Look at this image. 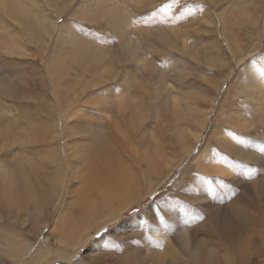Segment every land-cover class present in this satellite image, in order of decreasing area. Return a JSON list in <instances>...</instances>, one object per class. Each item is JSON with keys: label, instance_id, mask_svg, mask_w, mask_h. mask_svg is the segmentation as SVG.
Wrapping results in <instances>:
<instances>
[{"label": "rangeland", "instance_id": "1", "mask_svg": "<svg viewBox=\"0 0 264 264\" xmlns=\"http://www.w3.org/2000/svg\"><path fill=\"white\" fill-rule=\"evenodd\" d=\"M13 1L19 9L31 12L33 16L38 14L47 22L54 21L57 25L69 27L66 39H63V42L68 45L63 44L62 41L55 45L51 37L42 35L40 30L43 29L38 23L28 22L23 25L25 19H19L14 11L8 14L0 12V36L3 34L4 38L2 27H7L5 35L16 39L23 38L21 44L24 50H27L25 55L19 54V51L13 55L0 52V109L4 110V116L10 114L11 119L15 116L14 139L22 140L26 135L33 134L35 132L34 122H39L41 127L44 125L48 129L42 122L47 121L48 112H51V116L55 115L54 118H60L57 115V106L54 111L47 107L54 100L52 81L60 80L61 85L75 77L74 74L91 75L93 73L91 70L97 60H100L103 65L107 62L104 61L105 58H112L109 61L120 66L121 72L124 68H128L131 75L136 72V62L130 55L136 50L147 59L149 64H153L152 60L167 73L170 69L173 70L169 65L171 60L175 61L176 68L186 69L183 75L178 71L171 73L169 82H172L176 91L177 89L181 91L179 87L185 86L187 92H192L191 95L182 97L183 103L191 102L199 105L201 109H206L204 129L201 121L191 120L186 116L184 124H181L185 128H190L189 133L178 134L180 131L176 130L175 125L179 115L173 106L161 105L154 100L152 93H145L146 99H151L152 104L150 103L140 117L132 118L127 115L125 120L121 119L119 125L122 137L117 130L111 127L109 119L102 122V118H106V115L101 112V109L106 110L111 107V103L104 94L108 92L110 78L108 77L107 85L103 89L101 86L92 88L91 95L97 96L100 100L95 103L93 110L96 113L91 119V127H97L103 123L107 136L109 135L110 138L113 135V140H117L112 150H109V147L98 162L104 165L102 166L104 174L108 171L114 173L117 168L131 165L134 168H143L149 173L154 166L147 164V161L156 152V149L150 146L151 132L155 134L154 138L161 140V152H166V160L169 161L170 166L153 169V174L163 176L156 193L145 196L141 203L131 207L121 219L92 236L89 239V245L79 251V257L91 255L89 250L93 243L100 238L110 237L106 250L101 252L98 258L97 255L88 257L89 262L151 264L150 257L149 259L145 257V253L148 247L157 244H154V241L146 243L144 238L143 241L138 238L134 223L129 224L131 219L137 217L135 222L141 224L143 237L147 236L152 241L159 234L158 231H163L169 236L171 242L165 241L164 243L170 256L176 257L175 261L179 264L183 260L190 264H230V262L239 260L240 254L238 253L245 252L248 254L244 264H264V245L250 244L257 242L254 238L258 236V233L256 231L248 233L245 229L240 240L234 243V239L229 235L234 229L228 226L232 220L234 204L243 207L240 211L242 221L236 227L237 229L245 225L251 214L257 215L262 212L264 216V189L258 182L264 176V151H261V148H264V116L257 117L250 108L254 105L250 100L252 97L256 96L257 101H260L257 92L261 89L250 86V79L247 76L250 66L264 81V0ZM68 5L71 6L70 9ZM60 10L62 13H58ZM12 18L18 19L17 22ZM31 27L38 29V36L27 34L29 32L26 30ZM48 30L52 35L55 32V24L45 31ZM183 39L192 43L186 51L183 49L185 48L182 43ZM78 40L80 42H76ZM56 49L58 51L62 49V54L77 50L71 62L76 63L73 68L67 65L66 61H71L69 59L60 64L62 71L52 69L51 64L46 66L42 60L45 54L61 58ZM80 52L87 56L85 61H88V58L94 59L84 72L79 67L82 59ZM203 53L207 55L206 60L202 56ZM222 60L225 64L220 67L222 69H218L217 66ZM144 64L146 67L149 65L145 61ZM147 71L152 72L150 69ZM149 74L146 73L145 77ZM90 75L85 77L90 78ZM107 76L111 77V75ZM222 79L225 83L216 101L218 84ZM154 80H156V75L152 81ZM245 82L248 83L247 86H243ZM11 84H13L12 87ZM111 84L113 88L115 86L117 88L113 91L114 93H123L122 83L113 82ZM132 84L137 85L134 90L139 86L137 77H133ZM198 89L205 91L204 97L207 101L199 98ZM86 99L84 98V101ZM158 109L159 113H157ZM245 117H254V119L244 123ZM73 120L79 125L85 124V121L78 117ZM131 120H133L132 126L127 127ZM61 126L60 122L59 127L50 129L48 132L46 130V137L44 139L42 137L43 140L38 144L32 143L33 146L25 147V153H33L27 150V148L31 150L33 148V151L41 154V151L46 150L47 147H52L58 149L65 158L64 142L66 140H64ZM130 140L132 142H129ZM227 141L230 143H226ZM130 143H132L131 146ZM237 146L243 148L251 146L257 149L262 154L263 160L252 158L244 160ZM131 148L132 151L129 152ZM184 148L190 149L186 151ZM142 150L143 152H140ZM201 156L203 160L200 159ZM143 158H146V163L143 162ZM216 161L232 168V172L225 174L215 172L214 162ZM178 182L180 186H176ZM204 190L209 194V199L206 202L196 201L195 193L204 194ZM60 205L61 202L58 203L57 208ZM242 211L245 213L243 214ZM47 213L48 227L37 232L28 230V226L21 228L20 224L13 220L8 221L6 217L2 219L5 212L0 209V220L2 219L0 221V263L72 264V262L62 261L63 258L44 262L47 260L42 257L44 250L53 251L52 257L54 251L58 249L56 243L47 239V236H51L49 230L54 223L57 209L54 207ZM26 224L32 225L33 220H29ZM226 227L229 228H227L229 232L225 231ZM186 228H188L187 234H182L181 232ZM219 230H223L226 234L225 238L219 236ZM262 230L264 232V228ZM21 235L25 236L18 242H23L22 245L26 247L24 252L20 248L12 251L5 247L7 238L11 244H16L17 242L14 243L12 240ZM233 243L235 248L232 247ZM134 245L137 246L138 253L127 258L128 250ZM169 245L177 249L175 254ZM99 259L101 261L98 262ZM75 264L82 263L77 261Z\"/></svg>", "mask_w": 264, "mask_h": 264}, {"label": "bare ground", "instance_id": "2", "mask_svg": "<svg viewBox=\"0 0 264 264\" xmlns=\"http://www.w3.org/2000/svg\"><path fill=\"white\" fill-rule=\"evenodd\" d=\"M70 7L71 6H69V9ZM66 10H68V8ZM13 11L16 13L19 19H25L23 21V25L28 22L38 23L41 25L43 30H40V32L42 35H48L51 37V39H53L52 41H55V45L60 43V41H62L63 44H67L66 42H63V39H66V32L69 30L68 26L57 25V23L54 21L47 22V20L41 18L38 14L33 16L31 12H26L19 9L13 0H0V12L3 14H8L9 12ZM58 13H62V11L60 10ZM13 19L15 18H12V20ZM17 20L15 19L16 22ZM52 24L53 26L55 24V32L50 35L49 30H45H47L49 27L51 29ZM2 28L4 32V38L2 34L0 36V52H3V54L6 55H13L19 51V54L25 55L27 50H24V47L21 44V40L23 38H11L10 36L5 35L7 34V32H5V28L7 27ZM26 31L29 32H26L27 34L31 33L33 36H38L39 33L38 29L34 27H31ZM76 42H80V40ZM182 43L185 47L183 48L184 51H186L188 47L190 48V46H192V43L190 44L186 39H183ZM132 45H134V43ZM62 49L60 51L56 49L57 54L62 59L52 54H45L43 56L42 60L45 62L46 66L51 64L53 66L52 69H60L62 71L60 64L62 61L69 59L71 61H66L67 65L68 67L73 68L76 63L71 62L74 60L77 50H72L69 53L64 52L62 54ZM43 50L46 51L44 48ZM79 55L82 57L79 67H81L80 69H82L84 72L88 69L90 63L93 62L94 59L88 58V61H85L87 56L81 52ZM130 56H132L133 61L136 62V72L132 73L131 75L128 72V68H124V70L121 72L119 68L120 66H117L109 61L112 60V58H105L104 61L107 62L103 65L100 60H97V62L93 65L91 70L93 73H91V75L74 74L75 77H72L70 81L61 85L59 84L60 80L52 81L54 100H52L51 104H48L47 107L52 108V111H54V108L57 106V115H59L60 118L56 119L53 117L55 115L51 116V112H48L47 115L49 117H46L47 121H42L48 127V129H46L44 125L41 127L39 122H34L33 127L35 132L31 135H26L22 140L20 138L17 140L13 138L15 116L12 115V120L10 114L7 113L8 115L4 116V110L0 109V209H3L5 212V216H3L2 219L6 217L8 221L11 220L12 222L13 220V222L20 224L21 228L28 226V230L41 232V230L47 226V211L54 209V207L57 209L56 217L54 216V223L49 230L51 236H47V239L56 243L57 246L64 247V250L60 251L59 249H56L52 257L51 255L53 251L44 250L42 252V257L47 259L44 262L63 258L69 263L72 262V264H75L77 261L81 262L82 264H97L95 262H89L87 258L93 255H97L96 257L98 258L101 252L106 250L110 242V237L100 238L95 243H93L89 250L91 255H83V257H79L76 251H80L81 248L89 245L90 242L88 243V240L94 233L97 234L104 227L120 219L131 206L140 202L146 195L156 193L155 191L157 190V186H159L160 182L163 180V176L156 173L153 174V169L156 167L166 168L170 166L169 161L166 160V152H161V140L154 138L155 134L151 132L149 136L150 146H153L156 149V152L153 154V156L148 158L147 164L154 166V168L149 173H147L143 168H134L132 165L129 166L127 164L129 167L117 168L114 173L107 170V174H104V170H102V166L104 167V165L98 162L108 151L109 147V150H112V148L115 146V142L117 141L113 140V135L110 138L108 137L109 135L107 136L105 130L106 127L103 128V123L105 121L109 119L111 127L117 130L120 135H122V130L119 125L121 119L125 120L127 115H130L132 118H137L140 117L142 113L144 114L146 108H148L151 103V99H146L145 93H152L151 96H153L154 100L158 101V103L166 106L172 105L177 111L179 118L175 126L176 130L180 131L178 134L181 132L189 133L190 128H185L183 126L186 116L191 120L201 121L203 129L206 127V109H201L199 108V105L193 104L191 102L183 103L182 97L191 95L192 92H187L185 90V86L179 87L181 91H178V89L176 91L173 88V84H171L172 82H169V76L171 73L178 71L181 75H183L186 69L176 68L174 66L175 61L171 60L169 65L170 68H173V70L171 71L170 69L167 73L152 60L151 62L153 63V66L149 64L147 59L140 55L138 50L134 51ZM202 56L206 60V53H203ZM144 61L149 64L148 67L145 66ZM224 64L225 62H223V60L220 61L217 68L222 69L220 67ZM149 69L152 70V72H148L147 70ZM146 73H150L149 76L145 77ZM86 75H90V78H86ZM107 75H111V77ZM155 75L156 80L152 81ZM134 76L138 78L139 82V86L135 90L134 87L137 85L132 84ZM247 76L250 79V86L255 87L256 89L259 87L261 89V91L259 90L257 92L260 97V101H257L258 97L256 96L250 99L254 103V105L250 107L251 111L257 117L261 115L264 116V81L263 79L259 78L257 73H255L254 69H251L250 66L248 68ZM49 77L52 78V76ZM108 77L110 78V86L109 88L107 87L108 92L104 94L107 100L111 103V107L106 108V110L101 109V112L106 115V118H102L104 120H102V124L98 123L100 119H97V123L101 125H97V127H91V119L96 113V111L93 109L95 107V103L100 100L97 98V96L91 95V90L93 87L99 86H101L103 89V87L107 85ZM113 82H120L123 84V93L113 92L117 89L116 86L115 88L111 86V83ZM224 83L225 80L222 79L221 83L218 84V94L216 101L220 92L223 90ZM247 84L248 83L245 82L243 86H247ZM12 85L13 84H11V87ZM198 90L199 98H203L204 101H207L204 97L205 91L203 89ZM84 95L87 97H83ZM84 98L87 99L84 101ZM99 109L97 110L99 111ZM159 111L160 110L158 109L157 113H159ZM241 116L243 117V115ZM75 117L85 121V124L79 125L77 121L73 120ZM252 119H254V117H245L243 122H251ZM133 120L129 121L127 127L128 125L132 126ZM60 122L62 125L61 129L63 128L64 140H66V142H64L66 147L65 158L61 155L58 149L52 147H47L46 150L41 151V154L33 151V148L32 150L27 148L28 151H32L33 153H25V147L33 146L32 143H40L46 137V132H48L50 129L59 127ZM122 128L124 129V126ZM248 129L252 130L250 128ZM126 132L124 133L127 134ZM116 133L115 135H117ZM125 137L127 138V136ZM125 137L124 140L126 139ZM125 141L127 142V140ZM129 142H132V140ZM226 143L230 142L227 141ZM131 144L132 143H130V146ZM237 148L241 150L244 160H248L249 158L254 160H263L262 154L251 146L245 148L237 146ZM184 149L187 151L190 148ZM143 150L140 152H143ZM130 151H132V148L129 150V152ZM202 158L203 157L201 156L200 159ZM143 159V162H145L146 158ZM202 160L199 161L201 162ZM214 165L215 172L223 174L232 172V168L224 164L221 165V162L216 161L214 162ZM130 168L134 169L132 170ZM209 168L211 169L210 165ZM129 171L131 172L128 173ZM258 182L261 184L260 187L264 189V176H262ZM180 185L181 184L178 182L176 186ZM201 193L199 192V194ZM199 194L195 193L194 199L196 201L206 202L209 199V194H207L205 190L204 194ZM59 202H61V205L59 208H57ZM46 203L53 205V208L43 207V205ZM242 208V205H233V216L231 222L228 223V226H231L230 228H233L234 230L229 235H231V238H233L235 241L234 243H236L240 240L245 229L248 233L256 231L258 236L254 239L257 242L250 244L264 245V232L262 230L264 228L263 213L260 212L257 215L250 213L251 215L247 219L245 225L242 226V228L237 229L236 227L239 225L240 221H242L240 217V211ZM242 213L244 214L245 211H242ZM19 218L21 220H19ZM136 218L131 219L129 224L130 222L134 223L138 238L142 241L144 238L146 243H153L154 241V244H157L152 247H148V250L145 253V257L148 259L150 257L151 264H179L177 261H175L176 257L174 258L170 256L169 250L164 243L165 241L171 240L169 236L163 233V231H158L159 234L154 237V240L152 241L147 236L143 237L141 233L143 232L142 226L140 223L135 222ZM2 219L0 221H2ZM29 220H33L32 225L26 224ZM253 226H256L257 228H254ZM227 228L228 227H226L225 231H227ZM187 232L188 228L183 229V232L181 233L187 234ZM114 234L115 233H113V235ZM224 235L226 234L223 233V230H219V236L221 238H225ZM21 236L12 240L14 243L17 242L16 244H11L9 238H7L6 243L4 244L5 247L12 251H17V249L20 248L21 251L24 252L26 247L22 245L23 242L21 243L18 241L21 240L25 235L22 237ZM119 236L115 237L119 238ZM158 238L160 239L159 243L157 242ZM86 243L88 244L85 245ZM234 243L232 244V247L235 248ZM45 245L47 246L46 243ZM143 246H145V244ZM148 246H150V244ZM245 249L247 248L245 247ZM172 250L174 251L173 254L177 252L176 248L172 247ZM128 251L127 258L131 257L134 253H138L139 250H137V246L134 245ZM238 254H240L239 260L237 262H230V264H244L248 253L245 252ZM72 255L75 256L74 261H72L70 258ZM231 260L233 259L231 258ZM99 261H101V259H99L98 262ZM183 261L180 264L189 263L186 262V260ZM123 264H125V262Z\"/></svg>", "mask_w": 264, "mask_h": 264}, {"label": "crops", "instance_id": "3", "mask_svg": "<svg viewBox=\"0 0 264 264\" xmlns=\"http://www.w3.org/2000/svg\"><path fill=\"white\" fill-rule=\"evenodd\" d=\"M146 196H147V195H146ZM43 200H44V199H43ZM142 201H143V199H142L140 202H138L137 204L141 203ZM137 204H135V205H137ZM45 205H46L45 208H53V205H51V204H49V203H46ZM133 206H134V205H133ZM133 206H131V207H133ZM43 207H44V205H43ZM131 207H130V208H131ZM130 208H129V209H130ZM129 209H128L123 215H125V214L129 211ZM122 217H123V216H122ZM122 217H121V218H122ZM121 218H120V219H121ZM118 220H119V219H118ZM116 221H117V220H116ZM112 224H113V223L109 224L108 227L111 226ZM52 225H53V224H52ZM52 225H51V226H52ZM51 226H50V228H51ZM46 227H48V225H47ZM46 227H45V228H46ZM106 227H107V226H106ZM104 228H105V227H104ZM104 228H103V229H104ZM94 235H95V233H94L92 236H94ZM92 236H91V237H92ZM88 243H89V240H88ZM88 243H86L85 245H87ZM57 247H58V249H59L60 251L64 250V247H60V246H57ZM84 247H85V246H84ZM81 249H83V248H81ZM81 249H80V251H81ZM76 252H77V254L79 253V251H76ZM76 252H75V253H76ZM70 258H71L72 261H74L75 256L72 255ZM62 261H66V262H68V261L65 260V259H63Z\"/></svg>", "mask_w": 264, "mask_h": 264}, {"label": "snow or ice", "instance_id": "4", "mask_svg": "<svg viewBox=\"0 0 264 264\" xmlns=\"http://www.w3.org/2000/svg\"><path fill=\"white\" fill-rule=\"evenodd\" d=\"M133 23H136V21H133ZM261 151H264V148H261Z\"/></svg>", "mask_w": 264, "mask_h": 264}, {"label": "water", "instance_id": "5", "mask_svg": "<svg viewBox=\"0 0 264 264\" xmlns=\"http://www.w3.org/2000/svg\"><path fill=\"white\" fill-rule=\"evenodd\" d=\"M0 264H4V263H0Z\"/></svg>", "mask_w": 264, "mask_h": 264}]
</instances>
